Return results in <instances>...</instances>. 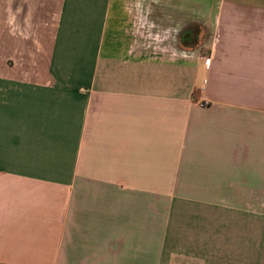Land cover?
Wrapping results in <instances>:
<instances>
[{"label": "crops", "instance_id": "obj_1", "mask_svg": "<svg viewBox=\"0 0 264 264\" xmlns=\"http://www.w3.org/2000/svg\"><path fill=\"white\" fill-rule=\"evenodd\" d=\"M151 1L0 0V264H264V0Z\"/></svg>", "mask_w": 264, "mask_h": 264}, {"label": "rangeland", "instance_id": "obj_2", "mask_svg": "<svg viewBox=\"0 0 264 264\" xmlns=\"http://www.w3.org/2000/svg\"><path fill=\"white\" fill-rule=\"evenodd\" d=\"M142 1H143L142 2L143 8L139 9L143 12L142 14L145 16L147 15L154 16L155 15L154 5H152V2L154 3V1H151V0H142ZM199 2H203V1H199ZM138 3H140V1H138ZM10 25L16 34L22 36L23 34L22 32L26 33L23 27H19V25L15 24L14 21L12 20L10 21ZM38 26H39V23L35 21V23L31 25L33 34L26 37V40H31L30 47L28 46L21 47L20 49L17 50V52H15V60H14L15 70H17V68H19L21 71L28 70V67L30 66V59L33 55V50H34V48H32L33 46L32 40L35 39V31ZM11 64L12 63H10V65ZM249 227L251 226L250 225L240 226L238 224H233V223L229 225L230 231L234 230V231L240 232L241 229L245 230L243 237L238 236V239H233V240L230 239L227 241L228 249L231 252L237 251V253L240 255L234 258V260L237 259L236 261H234L235 264H251L252 263V255H251V252H252V239H251L252 233L251 231L252 230L250 229L249 231H247ZM198 242L199 241H194V243H198ZM221 243L225 245V241L214 242V244H219V245ZM217 248L219 247H214V249H217ZM220 259H221L220 257H216V256L212 257L213 264H220ZM179 260L180 261L176 264H205V258H199L196 256H186V257L183 256Z\"/></svg>", "mask_w": 264, "mask_h": 264}, {"label": "built area", "instance_id": "obj_3", "mask_svg": "<svg viewBox=\"0 0 264 264\" xmlns=\"http://www.w3.org/2000/svg\"><path fill=\"white\" fill-rule=\"evenodd\" d=\"M208 61H210V60L208 59ZM203 103H204V104H207V102H206V101H204Z\"/></svg>", "mask_w": 264, "mask_h": 264}]
</instances>
